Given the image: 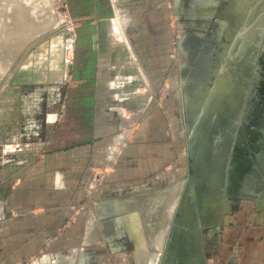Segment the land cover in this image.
I'll return each mask as SVG.
<instances>
[{
	"label": "crops",
	"instance_id": "crops-1",
	"mask_svg": "<svg viewBox=\"0 0 264 264\" xmlns=\"http://www.w3.org/2000/svg\"><path fill=\"white\" fill-rule=\"evenodd\" d=\"M69 1L78 46L90 43L73 63L72 105L80 110L73 141L51 151L42 144L7 164L12 180L16 170L23 177L0 204V264H264V134L257 150V134H224L220 121L219 134H196L191 105L204 101L185 96V134L172 123L189 68L188 17L217 13L222 0ZM255 3L233 0L227 51L228 20L215 17L209 73L221 121L238 116L240 94L244 103L252 90L264 47V13L250 22ZM225 79L233 81L226 89Z\"/></svg>",
	"mask_w": 264,
	"mask_h": 264
},
{
	"label": "rangeland",
	"instance_id": "rangeland-1",
	"mask_svg": "<svg viewBox=\"0 0 264 264\" xmlns=\"http://www.w3.org/2000/svg\"><path fill=\"white\" fill-rule=\"evenodd\" d=\"M232 4L233 0H222L217 13L215 10L197 11L188 17L185 45L188 52L186 66L189 68L182 95L175 97L174 108L177 111L172 123L176 134H185L182 116L180 120L185 110L184 96L191 97L192 102L197 104L203 100L201 107L191 105L194 118L199 116L197 124H194L198 130L196 134H219L220 121L224 134H257L253 144L257 150L261 146L258 135L264 134V47L257 51L256 73L249 97L242 103L245 97L240 94L239 115L231 122L228 121L230 117L221 121L217 116V96L219 99L220 93L215 90V74L209 73L215 69L217 57L215 35L219 31L215 17L228 20L223 32L224 51H227L232 35L236 33ZM70 7L69 0H0V204L5 202L13 184L16 183L18 190L23 177L22 172L16 170L15 179L12 180L8 176V163L30 158L33 151L28 155L27 150L42 144V150L51 151L70 147L73 141L72 131L80 111L72 105L73 102L77 103L79 91L78 84L76 87L71 85L73 63L77 50L89 49L90 43L87 41L78 46V17L75 13L73 16ZM262 13L264 0L257 3L250 22L257 21ZM202 35L208 39H202ZM206 82H209L208 90L200 91V85ZM232 82L225 79L224 88L231 87ZM226 92L224 90L225 97ZM229 95L233 96L230 91ZM201 109L205 113L207 111L202 129ZM249 123L250 130L247 127ZM199 142L194 149V161L192 157L193 163L197 164L202 145ZM230 159L229 156L226 161ZM196 172L194 168L192 179L197 178ZM194 188V194H200V186ZM208 194L215 195L216 188H208ZM194 205L198 208L199 202Z\"/></svg>",
	"mask_w": 264,
	"mask_h": 264
},
{
	"label": "water",
	"instance_id": "water-1",
	"mask_svg": "<svg viewBox=\"0 0 264 264\" xmlns=\"http://www.w3.org/2000/svg\"><path fill=\"white\" fill-rule=\"evenodd\" d=\"M94 47H96L97 43H96V37L94 36V42H93Z\"/></svg>",
	"mask_w": 264,
	"mask_h": 264
},
{
	"label": "bare ground",
	"instance_id": "bare-ground-1",
	"mask_svg": "<svg viewBox=\"0 0 264 264\" xmlns=\"http://www.w3.org/2000/svg\"><path fill=\"white\" fill-rule=\"evenodd\" d=\"M255 1H256V0H255ZM259 2H260V0H258V2H257V3H259ZM257 3H255V7H256Z\"/></svg>",
	"mask_w": 264,
	"mask_h": 264
}]
</instances>
